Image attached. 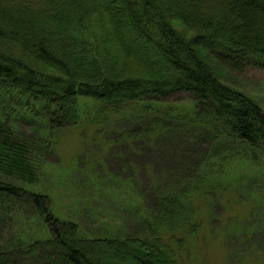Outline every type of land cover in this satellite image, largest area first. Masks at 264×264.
I'll list each match as a JSON object with an SVG mask.
<instances>
[{"label":"trees","instance_id":"trees-1","mask_svg":"<svg viewBox=\"0 0 264 264\" xmlns=\"http://www.w3.org/2000/svg\"><path fill=\"white\" fill-rule=\"evenodd\" d=\"M232 68L264 71V0H0V177L37 185L55 133L80 123L82 100L99 115L142 108L140 127L120 142L170 134L191 145L169 185L152 179L150 206L146 193L127 201H138L134 234L87 238L53 215L46 195L0 178V264H185L199 231L193 199L220 196L226 167H261L264 110L223 81ZM178 93L192 101L165 105ZM18 119L39 137L18 135ZM27 208L47 238L15 230Z\"/></svg>","mask_w":264,"mask_h":264},{"label":"rangeland","instance_id":"rangeland-1","mask_svg":"<svg viewBox=\"0 0 264 264\" xmlns=\"http://www.w3.org/2000/svg\"><path fill=\"white\" fill-rule=\"evenodd\" d=\"M232 69L224 71L223 81L252 97L264 110V71ZM191 101L188 94L178 93L164 103L173 106ZM98 107L91 101L82 100L80 123L55 133L54 146L44 158L37 185L0 178L46 195L53 215L60 221L77 224L87 238L138 233L142 229L135 207L138 201L136 205L127 201L134 202L137 194L146 193L149 197L146 205L150 206L152 195L148 190L152 179L169 185L189 159L185 151L188 152L191 145L177 143L179 141L170 134L135 144L126 140V143L120 142L119 137L123 139L120 133L140 127L142 108L132 105L111 111L105 107L99 115ZM13 126L20 136L39 137L40 132L27 119H18ZM202 142L205 144L203 139ZM224 147L230 148L232 144ZM249 156L247 151L246 158L251 164L253 161L261 164L258 171L247 173L241 167L235 168L239 166L226 167L224 172L229 174V184L220 186V192H217L220 196L204 193L193 199L199 231L182 252L185 264H264V230L261 228L264 153L256 151L253 161ZM257 206H261L260 211ZM22 219L24 224L15 228L26 234L22 238L29 239L36 234L40 240L47 238L49 231L38 222L32 208L26 209ZM48 255L54 260L60 259L55 253Z\"/></svg>","mask_w":264,"mask_h":264}]
</instances>
